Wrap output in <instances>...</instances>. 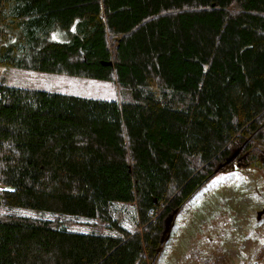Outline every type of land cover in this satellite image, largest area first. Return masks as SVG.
<instances>
[{"label":"trees","instance_id":"16d2710c","mask_svg":"<svg viewBox=\"0 0 264 264\" xmlns=\"http://www.w3.org/2000/svg\"><path fill=\"white\" fill-rule=\"evenodd\" d=\"M0 81V264H156L164 217L233 147L264 174V0H0Z\"/></svg>","mask_w":264,"mask_h":264},{"label":"rangeland","instance_id":"374dc122","mask_svg":"<svg viewBox=\"0 0 264 264\" xmlns=\"http://www.w3.org/2000/svg\"><path fill=\"white\" fill-rule=\"evenodd\" d=\"M4 73L11 85L93 98L120 96L113 78L104 81L17 67ZM235 148L231 155L240 152L231 161L234 169L224 168L176 215L156 264H199L200 258L218 264H264V174L245 163L242 146L234 152Z\"/></svg>","mask_w":264,"mask_h":264},{"label":"water","instance_id":"95a60500","mask_svg":"<svg viewBox=\"0 0 264 264\" xmlns=\"http://www.w3.org/2000/svg\"><path fill=\"white\" fill-rule=\"evenodd\" d=\"M102 63L105 64V65H112L113 64L111 61L110 62L103 61ZM239 152H240V149L237 150L230 157H228L225 162L219 164V166L215 169V172H218L222 167H224L225 165L229 164L237 156V154ZM239 166H240V164H239ZM178 212H179V208H176L173 211H171L166 216V218L164 219V228H163V231H162V234H161V239H160L161 244H163L165 241H167L170 238L171 233H172V229H173V227L175 225V217L178 214ZM160 249H161V246H159L157 248V253L160 251Z\"/></svg>","mask_w":264,"mask_h":264},{"label":"flooded vegetation","instance_id":"af4514ba","mask_svg":"<svg viewBox=\"0 0 264 264\" xmlns=\"http://www.w3.org/2000/svg\"><path fill=\"white\" fill-rule=\"evenodd\" d=\"M234 166H235V162L233 161V162H231V163L225 165L223 168L231 167L232 169H234ZM169 213H170V212H169ZM169 213H168V214H169ZM178 214H179V212H178ZM174 226H175V225H174ZM161 249H162V247H161ZM161 249H160V251H161Z\"/></svg>","mask_w":264,"mask_h":264},{"label":"built area","instance_id":"2783aa9c","mask_svg":"<svg viewBox=\"0 0 264 264\" xmlns=\"http://www.w3.org/2000/svg\"><path fill=\"white\" fill-rule=\"evenodd\" d=\"M0 83H1V81H0ZM0 95H1V93H0Z\"/></svg>","mask_w":264,"mask_h":264}]
</instances>
